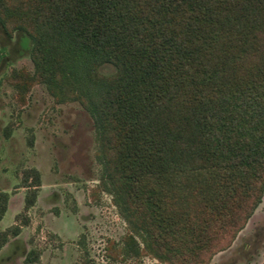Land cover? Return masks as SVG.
<instances>
[{"label":"trees","instance_id":"16d2710c","mask_svg":"<svg viewBox=\"0 0 264 264\" xmlns=\"http://www.w3.org/2000/svg\"><path fill=\"white\" fill-rule=\"evenodd\" d=\"M0 28L29 42L19 100L38 83L91 118L121 256L206 264L229 245L264 190V0H0ZM38 184L25 170L23 210Z\"/></svg>","mask_w":264,"mask_h":264},{"label":"rangeland","instance_id":"374dc122","mask_svg":"<svg viewBox=\"0 0 264 264\" xmlns=\"http://www.w3.org/2000/svg\"><path fill=\"white\" fill-rule=\"evenodd\" d=\"M19 41L22 42L21 46ZM28 40L0 28V192L7 194L0 230L17 225L0 248V264H164L145 252L124 257L127 226L99 183L91 118L76 101L57 103L41 84L16 97L12 70H32ZM99 72L113 71L109 64ZM37 170L34 203L23 210L24 171ZM29 181V180H27ZM23 218L27 222L22 224ZM35 260L25 262L28 251ZM115 257H109L117 253ZM206 264H264V190L260 202L225 248Z\"/></svg>","mask_w":264,"mask_h":264}]
</instances>
